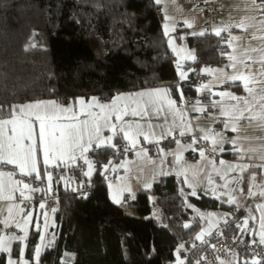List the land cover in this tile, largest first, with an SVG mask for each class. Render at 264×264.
Here are the masks:
<instances>
[{
  "label": "trees",
  "instance_id": "1",
  "mask_svg": "<svg viewBox=\"0 0 264 264\" xmlns=\"http://www.w3.org/2000/svg\"><path fill=\"white\" fill-rule=\"evenodd\" d=\"M155 6L154 0H0V119L25 101L107 100L161 80L169 81L170 94L178 99L179 76ZM203 33L188 36V43L198 61L217 64L223 57L220 36ZM180 82L183 93H194L188 77ZM113 148L89 150L94 166L89 178L83 174L87 164L82 173L74 171L76 179L92 183L88 195L60 187L59 207L37 262L32 256L40 229L30 227L24 248L29 264H171L180 243L187 249L185 263L195 264L208 248L196 244L203 223L197 208H215L217 200L202 191L190 194L178 176L167 174L137 189L135 199L117 204L108 195L101 167L127 153L111 160ZM220 205L226 213L237 207ZM234 232L232 221L222 228L223 234ZM19 249L20 241L12 242L11 254L18 256ZM5 260L0 252V264Z\"/></svg>",
  "mask_w": 264,
  "mask_h": 264
},
{
  "label": "crops",
  "instance_id": "2",
  "mask_svg": "<svg viewBox=\"0 0 264 264\" xmlns=\"http://www.w3.org/2000/svg\"><path fill=\"white\" fill-rule=\"evenodd\" d=\"M206 0H160V3H157L154 0L156 5H159L163 11V24L162 31L165 35V24H168L170 30L168 35H165L168 48L170 52H172L177 61L180 60L183 66V71L186 72L187 77L191 69V65L184 67L185 63H192L193 59H180V56L177 55V52L173 51V46H170L169 39L171 38L175 42L176 48H183L185 50L184 55L187 53H191L195 57L194 49L188 43V36L194 35V33H201L206 31L205 29V17L202 12L201 5ZM261 0H257L259 4ZM255 16L256 20L261 19V14L257 11H254L249 5L246 4V0H221V5L216 8L214 12V19L210 26V32L214 33V29L218 27H223L227 24H235L238 23L242 18ZM169 18V19H166ZM180 22V25H177V22ZM188 21L192 24V27H188L185 23ZM246 23H256L253 20H246ZM251 31V30H250ZM222 33V32H221ZM231 34L233 36H245L247 35L239 28H232ZM260 35V33H257ZM228 37V33L226 32L225 41ZM246 43H250L251 46L255 47L260 44L258 39H252L250 36L248 37ZM233 51L232 48L228 47L226 43V48L223 50V57L220 59V62L209 63L206 64V69L213 70H223L224 73L232 74L234 69L231 67H227L230 64L228 60V54H231ZM237 55H239V50L237 51ZM253 55H257L253 53ZM238 67L243 70L242 65H238ZM259 64H254L253 68H258ZM177 70V64H176ZM178 72V70H177ZM209 79V87H210V100L203 104L198 99V89L199 86L194 87V93L192 95H186L182 91V84L180 81L185 79H181L179 72V82L177 85L178 90V99H174L172 101L175 102V109H170L167 100H169V96L156 100V98H151L156 100V102L150 103V98L145 96L141 97L139 93H147L152 92L157 89H163L169 95L170 91L167 85L166 88H161L162 84H156L148 87H142L134 90H124L119 91L113 94L107 100H100L95 96L79 97L67 102H60L55 99H40V100H30L21 102L16 105L13 114H19V109L22 106L28 104H34L36 102L42 101L47 102L54 101L57 107L46 106L44 109H41V113H47L48 115H59L60 120L58 123L60 124H69L74 121L70 118L73 116H77L80 120L89 119V131L83 135V143L87 145L89 140V135L92 133V120L86 115L88 111L92 113L98 114L101 118L98 123L101 129V135L105 138L108 136H113L110 128L106 126V124L110 125V122H114L115 114L112 113V110L106 109L105 113H101L99 107L93 106L91 109H87V104L96 99L100 105H110L112 100L117 96L125 97L123 101H119L121 107L123 105H128V114L123 116V120L120 121L117 128L123 124L126 128L127 125H132L134 131H141L144 134H147L149 139L145 140L144 135L136 136V146L133 148L130 142L123 138V133L117 132L116 135L113 136L112 144L115 140L125 143L127 148L131 151L130 156L126 154H122L117 157L114 161L109 164H104L101 167V170L104 172L107 191L110 199L113 201L112 196L113 193H117L121 197V203L131 199L133 195H135L137 189L140 187H145L146 184H151L153 180L161 175L173 174L180 178L182 184L188 188V192L191 194L195 191V195H198L200 191L214 197L218 206L215 208L212 207H204L197 208L201 217H202V225L195 234V237L204 233V235L213 228L217 222L223 219L226 216V209L223 208L220 204L232 205L239 207L247 216L249 221V230L251 234L259 239L260 229V217L264 214V209H257L258 205L264 204V197L259 196L260 191L264 190V169L259 167H252L251 165H259L262 163L257 157L258 153L251 152H243L237 153L234 151V147H242L243 149L249 148H260L262 144H264V140L256 139L257 137H264V132H261L255 126V122L251 126H249L247 120H242L240 122V130L239 132H233L231 128H225V121L228 120V117L222 114L221 109L230 110L232 106L235 104V101L228 99L227 97H222L219 95L220 93H231L236 96H246L247 93L243 88V84L240 81L232 82L230 80H226L225 77L220 76L219 71L214 72L212 74L207 73ZM219 77V78H218ZM255 89H257L255 99L249 97L251 103L255 104L256 107L254 111L259 110V101L260 96L264 95V90H262L261 85H252ZM173 97V96H172ZM174 98V97H173ZM79 100H84L85 105H80L77 103ZM171 100V99H170ZM215 105V106H213ZM206 106L207 113L202 114L201 111H194V108H203ZM59 108H71L72 111L69 112H60ZM84 108L85 111L81 112V109ZM159 109V110H158ZM136 110L137 112H141L140 115H132V111ZM35 111V110H33ZM146 111V114H143ZM13 114L7 118H2V120L11 119ZM111 115V121L105 120L103 117L105 115ZM183 117V118H181ZM220 119L221 125H215V120ZM139 125V129L136 126ZM191 127V132L193 130H197L199 135L202 137L204 131L212 130L213 133H222L226 142L221 144H217L215 147L217 150L225 157L224 164L216 163H201L198 161L197 156L201 150L200 147L193 146L196 150L193 151L192 148H188L187 146L192 142H182L181 145H184V149L178 148L176 141L173 143H169L168 145H162L160 143L161 139L170 136L171 134L185 130V126ZM8 134L11 135V125L7 126ZM178 130V131H177ZM204 130V131H201ZM170 132L169 135H163L164 133ZM190 132V133H191ZM188 132H186L187 134ZM33 134L36 138V146H37V167L41 175V180H47V173L50 171V167L52 165H65L60 160L55 161L54 163L45 166L43 163V155L40 151L39 145V123L33 119ZM57 135L59 133L57 132ZM163 136V138H161ZM239 136L241 139L238 141L236 145L230 143L231 140ZM244 137H248V139H244ZM0 139H3L0 137ZM208 144L213 146L211 139L206 140ZM31 143L30 141H25V144ZM96 141L93 140V146L95 147ZM222 147V151H221ZM161 149L163 151H161ZM146 156L141 155L138 156L137 153L145 152ZM182 152V160L179 163L176 161V157L174 153ZM89 152V151H88ZM88 152L85 153L86 157ZM77 158H80V151L77 148L74 152ZM243 156V158H241ZM251 157V158H250ZM91 161V160H90ZM125 166H121V165ZM237 165H250L247 171L241 172L237 167L234 171L230 169L229 166H237ZM105 166H107V171H105ZM88 171V166L83 171V174ZM12 172L13 175L11 179L7 175L0 176V183H3L5 192L11 190L14 187L15 181H21L19 178V169L15 165H5L0 164V173H8ZM186 173L187 179L192 187H189V183H185V175H177V173ZM166 174V175H167ZM252 175H255V181L252 180ZM86 178L89 176L84 175ZM35 178V173L33 174ZM237 179L238 182L233 184L232 181ZM211 180V183L209 181ZM53 181V177H52ZM112 185L110 188L109 185ZM227 184V187L224 185ZM255 184V186H253ZM22 186V185H21ZM131 189L129 192L127 189ZM251 189L252 192L256 193V195L249 196L248 190ZM31 192L26 191L25 196L30 195ZM13 199L8 200H0V218L4 221L8 220V226L5 230L0 231V237L2 236H23L24 233L21 231L19 227H17V223L23 226L24 219L26 216L30 214L31 220L27 224V231H29L30 227L36 228L39 227L40 235L38 246H43V241L41 237H45V234L48 230V227L53 222V209H50L46 206L44 208H39L38 213L36 214L35 204L32 202H27L25 206L20 205V200L24 197L21 196L20 191L16 190L12 192ZM234 198L236 200V204L228 203V200ZM10 205H15L13 208L11 216L9 215L8 208ZM212 215L209 216L208 214ZM52 217V219H51ZM47 225V227H45ZM14 226V227H12ZM203 235V236H204ZM16 240L10 241V247L12 248V242ZM183 245V248L180 246ZM41 246V248H42ZM25 241H20V249H22V253L19 252L18 256H14L8 252H5L6 260L5 264H7L8 259L13 260H27L29 264V260L24 255ZM179 250V251H178ZM186 246L183 243H180L175 252H174V260L171 264H176L178 259L177 253L186 251ZM239 256V257H238ZM33 261L37 262L35 258V252L33 253ZM240 259V255L235 251L228 253L225 257L216 258L211 261L209 264H221V261L224 264H234Z\"/></svg>",
  "mask_w": 264,
  "mask_h": 264
},
{
  "label": "snow or ice",
  "instance_id": "3",
  "mask_svg": "<svg viewBox=\"0 0 264 264\" xmlns=\"http://www.w3.org/2000/svg\"><path fill=\"white\" fill-rule=\"evenodd\" d=\"M157 3H160V0H156ZM246 4L249 5L254 11H257L261 14V19L256 20L255 16L245 17L242 18L238 23L235 24H227L223 27L215 28L214 34L216 36H221V32H227L228 37L226 39V43L228 47L232 48L233 51L231 54H228V60L230 61V64L227 65V67H231L234 69V72L232 74L224 73V71L221 70H213V69H204L205 72L212 74L214 72L219 71L220 76L225 77L226 80H230L232 82L240 81L243 84V88L245 92L247 93L246 96H236L231 93H220L222 97H227L228 99L235 101V104L232 106L230 110L221 109L222 114L228 117V120L225 121V128H231L233 132H239L240 130V122L242 120H247L249 126L255 122L256 128H258L261 132H264V95L260 96L259 101V110L254 111L256 105L251 103L249 100V97H252L255 99L257 89L252 87V85H261L262 90H264V0H261V2L258 4L257 0H246ZM166 19H169L166 17ZM246 20H253L256 21V23H246ZM186 25L188 27H192V24L188 21H185ZM165 35H168L170 30L168 24H165ZM232 28H239L247 35L245 36H233L231 34ZM251 30V31H250ZM257 33H260V35H257ZM195 35H204L203 32L201 33H194ZM251 37L252 39H258L260 41V44L253 47L250 43H246L248 37ZM170 46H173V51L177 52V55L180 56V59L183 60L185 58L187 59H194L195 57L191 53H187L184 55L185 50L183 48H176L175 42L170 38L169 39ZM239 50V55H237V51ZM253 53H256L257 55H253ZM254 64H259L258 68H253ZM238 65H242L243 70H241ZM177 70L179 72L180 78L186 79L187 74L183 71V66L180 60L177 61ZM219 78V77H218ZM208 85H203L202 88H207ZM141 97H149V98H156V100L163 99L167 97L169 94L164 91L163 89H157L152 92L147 93H139L138 94ZM125 97L117 96L115 97L110 105H100L98 101H96L95 98L91 102L87 104V109H91L93 106L99 107L101 110V113H105L106 109H111L112 113L115 114V118L117 121H122L123 116L128 114V105H123V107L120 106L118 103L119 101H123ZM156 100H150V103H155ZM80 105H85L84 100L77 101ZM167 104L170 109H175V102L172 100H167ZM46 106H52L57 107L55 105L54 101L47 102V105L45 102L39 101L34 104H28L25 106L20 107L19 114H13L11 119L8 120H2L0 121V137L3 139H0V164L5 165H15L18 167L21 174L24 176L31 177L35 173V179L39 180L41 179L40 172L37 167V146H36V138L33 134V119L39 123V145H40V151L43 155V163L45 166H48L52 163H54L57 160L62 161L65 164H68L69 161H71L72 164H75L76 162V155L74 154L75 150L78 148L80 151V158L84 160V163L88 166V171L84 173L86 176H91L94 166L92 161H90L85 153H87L93 146V140L96 141L95 148L99 149L103 146L108 147H115V145L112 144L113 136L117 134V132L123 133V138L128 140L131 144V146L134 148L136 146L137 140L136 136L138 135H144V139L148 140L149 137L147 134H144L141 131H134L132 128V125H127V128L121 124L119 128H117L116 124H106L113 133V136H108L107 138L103 137L101 135V129L99 126V119L101 118L98 114L92 113L91 111H88L86 115L92 120V133L89 135V140L87 145H85L83 141V135L85 133H88L89 131V119L80 120L77 116H73L70 119L73 120V123L69 124H60L58 121L60 120L59 115H48L47 113H41V109H44ZM215 106V105H213ZM35 110V111H33ZM159 110V109H158ZM194 111H203L202 108H194ZM60 112H69L72 111L71 108H59ZM85 109L82 108L81 112H84ZM132 115H140L141 112H137L136 110H133ZM143 114H146V111H144ZM106 121L111 119V115H105L103 117ZM183 118V117H181ZM11 125V135L8 134L7 126ZM137 129H139V125L136 126ZM204 131V130H201ZM57 132L59 135H57ZM186 132H191L190 126H185V130L180 132V135L183 136L186 134ZM170 132L164 133L163 135H169ZM163 138V136L161 137ZM203 140H209L211 139V142L213 144L212 151H216V145L226 142L222 133H213L212 130L204 131L203 136L201 137ZM241 138L237 136L233 140L230 141L233 145H236L238 141ZM244 139H248V137H244ZM256 139L264 140V137H257ZM30 141L31 143L25 144V141ZM196 138L193 137L192 143L189 144L187 147L192 148L193 151L196 149L193 147L196 144ZM178 148L184 149L185 146L180 144V141H176ZM221 147V151H222ZM124 151H128L127 148L124 149ZM161 151H163L161 149ZM234 151L237 153H243V152H251V153H258V159L262 161L259 165H251L252 167H259L261 169H264V144L260 148H249V149H243L242 147H234ZM202 159H206L204 151L201 149L199 152ZM138 156L144 155L146 156L145 152L137 153ZM176 157L177 163L182 160V152L178 151L174 153ZM243 158V156H241ZM251 158V157H250ZM209 163H213L212 161H209ZM220 163L223 165L224 161H220ZM122 167L125 165H121ZM231 170H235L237 167L240 169L241 172H245L248 170L250 165H237V166H229ZM105 171H107V166H105ZM165 175L167 173H164ZM7 175L9 179H11L13 173H0V176ZM177 175H185V183H189L186 173H177ZM256 177L255 175H252V180L255 181ZM47 180L49 184L52 181V174L49 172L47 173ZM211 183V180L209 181ZM22 185V186H21ZM255 186V184L253 185ZM109 187L111 188L112 185L110 184ZM145 187H151V184H146ZM189 187H192V185L189 183ZM224 187H227V184L224 185ZM20 191V194L25 199H28L29 197L25 196V192H35L39 191L37 188H32L30 184L23 183L21 181H15L14 187L5 192V188L3 183H0V200H12L13 191ZM129 192H131V189H127ZM181 193L183 194V190H181ZM192 195H195V191L191 193ZM249 196L256 195V193L252 192L251 189L248 190ZM259 196L264 197V190L260 191ZM132 199H135V196L133 195L131 197ZM112 199L115 203L120 204L121 203V197L117 193H113ZM228 203L236 204V200L234 198H231L228 200ZM16 207L15 205H10L8 208L9 215L11 216L13 208ZM41 208H44V204H40ZM188 207H192V205H188ZM257 209H264V204L258 205ZM209 216L212 214L209 213ZM31 220L30 214L26 216L24 219L23 226L17 223V227L21 229V231L24 233L23 236H2L0 237V252H11L10 247V241L17 240V241H25L28 236L27 231V224ZM9 221L5 220L4 224L5 226H8ZM244 229H247L248 221L245 220L244 222ZM47 227V225H45ZM184 227H189L188 224H185ZM242 229V230H244ZM260 229L259 232V241L258 243L260 245H264V214L260 217ZM204 233H200L196 236L197 240L203 239ZM41 240L43 241V237H41ZM253 243H257L256 240H253ZM42 246V245H41ZM41 246H38L35 248V258L37 261L39 260L40 252H41ZM183 248V245L180 246ZM20 253H22V249L18 250ZM179 251V250H178ZM256 255H260L257 253ZM261 259H264V257H261ZM7 264H28L27 260H13L8 259ZM176 264H184V262L180 259H177ZM198 264V262H197ZM221 264H224L223 261H221ZM245 264H249L248 261H245ZM250 264H261L260 259H252Z\"/></svg>",
  "mask_w": 264,
  "mask_h": 264
},
{
  "label": "built area",
  "instance_id": "4",
  "mask_svg": "<svg viewBox=\"0 0 264 264\" xmlns=\"http://www.w3.org/2000/svg\"><path fill=\"white\" fill-rule=\"evenodd\" d=\"M221 5V0H206L202 3L201 8L203 15L205 17V29L210 32V26L214 19V12L217 7ZM156 15L160 21V25L163 24V11L159 5L155 6ZM177 25H180V22H177ZM226 32H222L220 36L221 47L220 50L223 51L226 48L225 42ZM170 59L173 63L177 64V59L175 55L170 52ZM195 60L189 72L188 80L191 82L193 88L195 86H201L198 89V99L200 102L205 104L210 100V87L202 88L203 85L209 86V79L207 72L204 71L206 63L198 61V58H194ZM197 60V61H196ZM202 114L207 113V108L204 106ZM221 120L216 119L215 125H221ZM193 137L196 138V147H200L204 153L206 159H202L200 154H198L197 159L201 163H209V161H215L216 163H220V161H224L225 157L217 150L212 151L213 146L208 144L206 140L201 139V136L197 132V130H193L191 133H187L181 136L179 133L175 132L170 136L161 139L160 143L162 145H168L170 142L173 143L176 140L182 142H192ZM115 147L110 155L111 160L115 159L118 154L127 153L130 156L131 151H124L126 148L123 143L114 144ZM86 164L84 160L81 158H77L75 164H72L69 161L68 164L65 165H52L50 167V173L52 174L53 181L49 184L48 180H37L33 176L28 177L19 173V178L23 183H28L32 188H37L39 191L31 192L28 199H21L20 205L25 206L27 202H32L35 204L36 214L40 208V204H44V206L50 209H57L59 207V192L60 187L70 190L77 196H86L92 190V183L85 179H76L74 171L82 173ZM238 182L237 179L233 180L232 183L236 184ZM247 220L246 215L238 208L231 207L227 210L226 216L219 220L217 224L211 228L203 237L202 240H196L197 247H201L207 245L206 250H202L200 257L198 258V264H209L211 261L216 259L217 257L222 258L225 257L231 251H239L242 253L240 256L241 262L246 261L247 259H260L264 257V245H260L258 243L259 239L254 237L249 230V223L247 225V229H244V221ZM229 221L234 223L235 232L232 234H223L222 228L228 224ZM14 227V226H12ZM7 226L4 224V220L0 218V231L5 230ZM244 229V230H242ZM253 240H256L257 243H253ZM190 244H194L195 241L189 238L187 240ZM259 253L260 255H256ZM178 259L182 260L184 264H186L187 252L182 251L177 253ZM197 262L195 264H197Z\"/></svg>",
  "mask_w": 264,
  "mask_h": 264
},
{
  "label": "rangeland",
  "instance_id": "5",
  "mask_svg": "<svg viewBox=\"0 0 264 264\" xmlns=\"http://www.w3.org/2000/svg\"><path fill=\"white\" fill-rule=\"evenodd\" d=\"M161 88H166V87H165V85H162ZM168 96H169V98L171 100H174L175 99L171 95H168ZM150 100H153V99L150 98ZM110 121H111V119H110ZM119 123H120V121H117L116 118H115L114 122H110V124H116L117 126L119 125ZM177 133H179V131ZM127 211L130 212V213L133 212L130 208H128ZM152 212L154 213V215H158V212H157V208L156 207L153 208V211ZM51 219H52V217H51Z\"/></svg>",
  "mask_w": 264,
  "mask_h": 264
},
{
  "label": "water",
  "instance_id": "6",
  "mask_svg": "<svg viewBox=\"0 0 264 264\" xmlns=\"http://www.w3.org/2000/svg\"><path fill=\"white\" fill-rule=\"evenodd\" d=\"M168 83H169L168 80H161V81H160V84H162V85H167Z\"/></svg>",
  "mask_w": 264,
  "mask_h": 264
}]
</instances>
